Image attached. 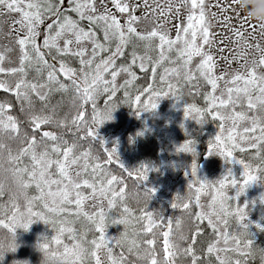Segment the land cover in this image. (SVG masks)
I'll return each instance as SVG.
<instances>
[{
    "label": "snow or ice",
    "instance_id": "1",
    "mask_svg": "<svg viewBox=\"0 0 264 264\" xmlns=\"http://www.w3.org/2000/svg\"><path fill=\"white\" fill-rule=\"evenodd\" d=\"M111 4L114 9L118 10L119 16L113 14L106 0H100L102 11L97 8L93 0H68L71 11L75 12L81 20L88 21V27L85 29L80 26L79 20L61 11L63 0L61 3H55L54 0H0V9L19 14V19L13 23L20 25L16 29L19 66L7 68L0 66V74H4L0 76V89L15 95L20 105V113L24 115L32 129L30 133L23 130L21 128L23 122L9 114V110L13 108L12 103L0 100V197L5 195V179L7 178L5 174H10L12 183L16 187L15 193L8 191L10 207L4 208L6 219L0 218V227L13 233L17 226L27 229L34 218L47 222L55 231L50 242H47V237L44 238L45 242H39V247L44 250L47 264H90V260H94L95 264H101L97 255L100 248L106 250L110 264H126V257L123 253L119 256L112 254V249L108 247L109 239L113 240L117 246L126 244L133 256L139 260H147L148 264H175L174 257L179 253L177 245L171 238V218L164 226L166 230L162 233L163 260H158L155 250L149 247L154 245V238L144 240L142 242L145 245L144 250H140L141 241L136 237L141 233L154 236L153 229L160 227L161 220L155 219L153 212L145 211L143 208L140 209L138 217L134 214L135 210L126 203L125 181L122 177L112 174L106 167L114 158L115 145L111 149L105 147L103 138L98 137L94 130V127H98L104 120L112 118L111 112L115 105L111 104V100L116 94L114 82L120 71L128 73L129 76V79L120 85L121 88H125L136 77V74L131 71L133 65L138 64L141 69H145L150 64L153 76H155L157 67H162L167 62L174 66L162 67L159 76L161 84L166 83L171 76L179 79L181 73H183V79L190 83L197 78L196 73H198V78L210 85L211 91L204 94V99L208 102L207 108L185 103L183 105L184 115L197 121L209 115L214 119H219L221 131L216 133L214 141L212 139L208 141L207 154L216 152L225 160L235 159L242 168L239 179L233 175L231 169H228L216 182L199 180V187L195 188L196 207L200 208V193L210 185L213 194L209 201V209L207 212L202 209L197 210L194 215H191L188 232L180 234L182 240H189L190 235L191 242L179 252L190 256L191 264H199L194 245L198 234L203 233V226L196 222L206 220L207 226L215 233L216 240L208 244L205 255L215 253L218 264H242L240 259L233 262L230 253L239 256L251 254L250 246L253 242L251 239H246L248 232L245 223L248 202L233 205L231 201L236 200L248 184L258 180L264 183V70H261L264 69V47L260 43L248 44L247 40H244L247 47L255 48L258 59L254 57L251 63L246 65L245 72L236 70L228 79H225L224 89L221 90L220 95H216L218 81L224 79L227 74L221 72L217 75L214 72L215 58L210 52L205 51V45L211 44L212 34L204 0H175V2L168 0L167 6H158L160 7L158 15L162 19L150 30H138L135 26L141 20V17L135 14L140 5L130 3L129 0H111ZM236 4V0H232L228 7H231L238 20L248 24V16H241L240 9L242 8L238 9ZM150 11L154 15L157 14L155 8ZM182 11L183 19H181ZM45 14H50L55 19L44 29L41 43L37 40V37L41 35L38 29L44 22ZM121 18L123 23H121ZM225 19L228 18L225 17ZM172 20L179 21L174 25L175 36H171L164 30ZM94 27H98L103 32L105 43H100L96 39ZM258 27L264 30V24L259 23ZM255 30L256 28L253 27V32ZM234 35L241 38V30L235 29ZM73 39L75 42L90 39L92 41L91 56L84 58L85 49L83 47L73 50ZM113 39L116 41V46L110 49L108 42ZM140 44L144 49L143 53L137 51ZM129 45L131 46V51L128 53L130 63L115 67L116 57L123 56L125 47ZM153 49L157 50L155 58L150 55ZM101 51L110 52V55L96 62L94 57H97ZM173 53H175L174 56ZM69 54L73 57H80L79 76H77V69L69 66L65 60ZM246 55L247 53H238L232 56V60H239L241 56ZM193 57L201 58L195 68L190 67ZM4 59V53L0 52V63ZM242 67L245 66L242 65ZM29 69L34 70L35 73L31 79L28 78ZM109 72L111 79L106 80L105 74ZM59 74H62L68 82L61 80ZM7 76L14 77V81L6 79ZM40 89H45V91L41 93ZM69 91L72 92L70 104L77 109L71 119H67V114L64 117L57 116L58 106L49 107L47 103L51 92L68 93ZM169 91L173 98L179 99L176 85L169 83L167 91L163 89L153 91L150 83L142 93H138L131 99V105L141 110L154 109L157 105V98L167 95ZM101 93L105 97L103 110L95 103L96 97ZM225 94L226 98H224ZM33 96L41 102L39 108L36 107ZM124 96L130 98L129 91L125 90ZM142 96H148V99H144L143 104L140 105ZM89 103L92 104L90 122L85 107ZM244 104L252 110L251 116L244 111L233 110L235 105ZM257 110H259L258 114ZM139 112L140 110H137V114ZM226 119L231 122V126L227 137H224L222 135L223 122ZM243 119L249 120L251 127L245 128L239 134V141L244 142L248 149L257 150L254 156L259 163L255 165L250 161L237 159L233 154L236 150L245 151L241 143L237 142L235 130V125ZM48 125L59 129L67 128L72 134V141L69 142L65 138L63 131L46 130ZM41 129L45 130L41 131ZM88 138L99 141L107 154L106 159L102 160L93 155L91 146L77 151L80 148L79 142ZM12 140L20 145L15 152L6 143ZM176 150L193 154L194 159L190 167L192 176L196 177L198 165L195 161L194 141L186 139L176 146ZM25 157L29 161L27 164L24 163ZM5 159L11 165L10 167H4ZM81 162L82 166L76 173L79 177L77 180L71 175V167ZM117 163H119L118 157ZM119 167L129 177L136 174L137 181H144L147 177V165L142 164L138 169L129 170L119 163ZM195 183L196 181L190 180L189 188L191 189ZM53 185L56 187L53 188ZM226 185H231L234 189L232 196H228L223 190ZM31 187L35 188V195H29L28 190ZM82 189H90V192L82 191ZM154 191V188L144 186L141 193L138 185L135 193L150 198ZM92 197L97 198V205L95 211L88 212L83 205L87 199ZM18 198L23 199V205L18 202ZM260 200L264 202V193H261ZM104 201L107 203L106 208L102 206ZM191 203L192 198L186 197L184 203L180 205L173 203L172 207L191 212ZM117 208L120 211L119 216L109 215L110 210ZM73 216L77 220L83 217L91 225L92 230L99 235L85 242V234L89 229L82 228L78 235L77 230L72 226L75 220L69 219ZM232 217L240 225L238 232L230 233L229 231V219ZM109 223L123 225L124 231L118 237H107L105 232L106 225ZM135 223H141L143 227L134 230L130 236L129 226ZM182 223V218L176 217L177 229H180ZM221 227L224 229L223 233L220 231ZM257 227L261 226L257 225ZM64 234L68 235L71 244L64 242L62 239ZM221 236L226 244L229 240L233 241L230 247L218 248L216 246ZM61 247L62 251L59 250ZM259 251L264 254V249ZM133 264L136 262L133 261Z\"/></svg>",
    "mask_w": 264,
    "mask_h": 264
},
{
    "label": "trees",
    "instance_id": "2",
    "mask_svg": "<svg viewBox=\"0 0 264 264\" xmlns=\"http://www.w3.org/2000/svg\"><path fill=\"white\" fill-rule=\"evenodd\" d=\"M97 0H93L96 3ZM55 3H60L61 0H54ZM68 2V1H67ZM209 7L213 6L215 1L209 0ZM98 8V6H97ZM99 9V8H98ZM61 11L71 16L73 19L80 21V26L83 28L88 27V21L86 19L81 20L78 15L71 11L68 3L66 6L61 8ZM246 16V14H244ZM242 15V16H244ZM55 19L54 16L50 14H45L44 16V24L52 23ZM238 20V19H237ZM243 23L242 20H239ZM244 24V23H243ZM170 29V28H169ZM173 35L175 34V30L171 28ZM93 31L96 32V39L100 43H105L103 32L98 28L94 27ZM172 36V33H170ZM43 41V40H42ZM41 41V43H42ZM40 42V41H39ZM158 42V41H156ZM116 45L115 40H111L108 42V47L110 49H114ZM131 51V46L125 47V54L123 56L116 57L115 67H120L121 64H129L130 56L128 53ZM137 51L143 53L144 49L142 44L139 45ZM157 54V50L153 49L150 55L155 58ZM110 55V52L101 51L97 57L94 59L99 61L104 56ZM175 53H173V56ZM199 58V57H196ZM80 57H73L71 54L65 57V60L69 63V66L77 69L79 72ZM201 59V58H199ZM194 57L191 61L190 67L195 68L196 64L193 63ZM55 63V61H53ZM174 66L169 63H165L162 67ZM162 67L158 66L155 76H153L151 66L145 69H141L139 65H133L131 71L136 74L135 79L132 81L130 85H127L125 88H121L120 85L129 79L128 73L124 71H120V74H123L124 77L119 85L116 86V94L111 100V104H114L115 107L111 112V119L104 120L98 127H94V130L97 132L98 137L103 138L105 147L111 149L113 145H115L116 153L114 154L113 160L106 165L108 170L117 176L123 178L127 186V198L126 203L135 210V215L138 217L140 213V209L143 208L145 211L153 212L155 219L161 220V225L158 228L153 229L154 236L152 234H139L136 238L141 241L140 250L143 251L145 245L142 243L146 239H155V243L153 246H149L153 248L156 252V258L158 260H163V231L165 229V225H167L169 218L172 220V240L177 245V252L179 253L176 257H174L175 264H191V257L186 256L183 253H180L179 250L187 247L188 243L191 242V238L189 235V240L180 239L181 232H188L189 226L191 224V215H194L195 211L199 210L195 204V188L199 187V180L205 178L204 174V160L208 153L207 144L210 139L214 141L215 135L217 132L221 131L219 119H214L210 115L203 118L201 121H197L192 119L191 117L185 118L177 127H174L170 130H164L162 128L153 127L148 122V118L151 117L155 112L154 109H137L131 105V99L135 97L138 93H142L143 89L148 87L151 83L153 86V91L157 90H168V84L171 83L176 85V91L179 95V100L185 104H195L200 108H207V101L204 99V94L208 91H211L210 85L206 83L203 79L198 78V73H196V77L190 83L183 79V73H181V77L177 79L175 76H171L168 81L164 84H161L159 76L162 71ZM217 75H219L216 71H214ZM0 76H4V74H0ZM35 76L34 70H28V78L31 79ZM6 79L10 81H14V77L7 76ZM59 78L64 82H68L63 75L59 74ZM105 79H111L110 72L105 74ZM219 86L216 92L219 90ZM198 89V90H197ZM127 90L130 93V98H126L124 96V91ZM41 93L45 91V89H40ZM216 94V93H215ZM111 95V94H109ZM72 96V92L61 93V92H51L48 97V105L49 107L53 105H57V116L64 117L67 114V119H71V116L77 111L76 108L72 107L70 104V98ZM226 98V94L225 97ZM148 99V96H142L140 105L143 104V100ZM0 100H7L12 103L13 108L9 110V114L16 116L23 123L21 124V128L29 133L32 131L31 127L28 125L27 121L23 114L20 113V105L16 101L15 95L9 92H5L3 89H0ZM33 101L37 108L41 106V102L38 98L33 96ZM95 103L98 108L103 110L105 108V97L103 93L96 97ZM86 114L87 118L90 122L91 114H92V104L89 103L86 106ZM137 110L140 112L137 114ZM234 111H244L248 116H251L252 110L247 108V105H235ZM259 110H257L258 114ZM243 122H246L248 127H251V123L249 120L243 119ZM228 120L226 119L223 124V133L227 132ZM245 129V128H244ZM241 132H243V130ZM45 130V129H41ZM46 130H55L57 132L63 131L65 134V138L72 141V134L68 132L67 128L59 129L54 128L52 125L46 126ZM110 132L114 135L105 138L100 134ZM240 132V133H241ZM239 133V134H240ZM238 134V139H239ZM186 139H191L194 141L195 148V161L198 165L197 167V176L193 177L191 174V163L194 159L193 154L191 152L185 151H177L176 146L182 143ZM239 141V140H238ZM8 145L11 146L13 151H17L20 147L19 143L15 140L6 141ZM80 148L77 151L82 150L83 148H87L91 146V151L93 155L100 157L102 160L106 159L107 154L104 152V149L100 146L99 141L93 138H88L87 140L80 141ZM245 148L244 152H240L239 150L234 151V156L237 159H244L246 161H250L255 165L259 163V160L256 159L254 153L257 151L256 149H248L247 145L242 146ZM134 152V159L131 157V152ZM5 150V157H6ZM117 157L119 159V163H122L129 170L138 169L140 165H147L148 172L146 179L137 181L136 174L132 177H129L126 172L123 171L119 167V163H117ZM24 163H29L28 158H24ZM82 165V162L80 163ZM225 168L231 169L234 176L239 179V175L241 172V165L235 160H225ZM9 163L4 160V167H10ZM169 170V172L167 171ZM55 170L53 169V172ZM167 172V173H166ZM186 172L188 173L186 175ZM7 177L5 179V195L0 197V218H5L4 208L10 207L8 205L9 196L8 191L16 192V187L12 183V179L10 174H5ZM55 178V177H54ZM171 178L172 181H175L177 185H175L172 190L167 192H161L156 188V183L160 180H166ZM194 180L196 183L193 187L189 188V181ZM258 183L262 189V193H264V183H261L258 180ZM143 190L144 186H148L149 188H154L155 191L152 193L151 197H145L143 194L137 195L135 190L137 186ZM205 190V189H204ZM203 190V191H204ZM29 195H35L36 190L34 187H31L29 190ZM82 191L86 192V189ZM186 197L192 198V203L190 204L191 212L183 211L181 208H173L172 204L176 203L180 205L185 202ZM258 201L259 199H255ZM18 202L23 205V199L18 198ZM260 210L262 212L259 220L254 222L253 224L247 220V232L248 236L246 239L252 240V245L250 246L251 254L239 256L236 254L230 253L233 257V262L236 259H240L242 264H261V258L258 255L260 249H264V202L260 203ZM113 217L120 214L119 209L110 210ZM176 217L182 218V225L180 229H177L175 220ZM75 223L72 225L76 230L77 234L82 227V222H84V218L81 217L78 220L75 218ZM40 220L33 219V222L28 225L27 229L22 227H17L15 229L14 234V242L17 247L15 251L5 252L3 260H0V264H9V262L13 258H24L27 257L31 260V264H39L42 259V253L38 249L37 245L39 242H45L44 238L47 237V242H50L51 236L55 234L54 230H48L43 233L42 236H38L32 234L33 230L37 228ZM203 226V233L198 234L197 240L195 241L194 249L195 253L198 257L199 264H218L216 260V254L205 255V250L207 249L208 244L216 240L215 233H213L212 229L207 226V221L198 220L196 222ZM260 225L261 227H257ZM143 227L141 223H135L129 226V235L131 236L133 231ZM89 230L85 234V242L91 241L94 236H98L99 234L92 230L91 225L86 222V227ZM240 225H237L235 221L229 222V231L238 232ZM106 230L109 232V235L112 237L119 236V230L116 227V223H109L106 225ZM8 231L3 227H0V234L7 233ZM62 239L66 244H71V240L68 238L67 234L62 236ZM89 247H91L89 245ZM108 247L112 249V254L114 256H119L120 253H123L126 257V264H133V261L136 264H148L147 260H139L135 256H133L127 248V245L117 246L114 241L108 244ZM55 250V249H53ZM62 251V247L59 249ZM90 264H95L94 260H90Z\"/></svg>",
    "mask_w": 264,
    "mask_h": 264
},
{
    "label": "rangeland",
    "instance_id": "3",
    "mask_svg": "<svg viewBox=\"0 0 264 264\" xmlns=\"http://www.w3.org/2000/svg\"><path fill=\"white\" fill-rule=\"evenodd\" d=\"M67 1L68 0H63V6L67 5L68 3ZM213 1H215L214 5L209 7L210 4L209 0H204L206 15L210 25V33L212 34L211 44L205 45V51L210 52L215 58L214 71H216L218 74H220L221 72L227 74L224 79L218 81V86L220 88L216 92V95H220L221 90H223L225 87V79H228L236 70L245 72L246 65L250 64L254 57L258 59V53L255 51V48L247 47L244 44V40H247L248 44L255 45L256 43H260L261 46L264 47V34H262L264 30L259 29L258 27L259 23L254 19H248V24H243L244 22L241 23L239 20H237L236 14L231 10V7H228L229 5H231L232 0H213ZM129 2L140 5V7L135 12L137 16L141 17L140 22L137 25H135L138 28V30H150L154 24L158 25L160 23V20L162 19V17L158 15L160 11V7L158 6L164 7L167 6L168 4V0H129ZM173 2H175V0H173ZM106 3L108 7L113 11V14H116L118 16L120 15L118 10L114 9V7L112 6L111 0H106ZM95 4L98 6L99 10L102 11V8L100 6V0H97ZM236 7L240 9L239 4H236ZM152 8L156 9V13H157L156 15H154L150 11V9ZM145 13L146 15H144ZM240 14L241 16L246 14V10L240 9ZM225 17H227L228 19H225ZM18 19H19V14L0 9V52H3L5 55V59L2 63H0V66H3L5 68L19 66V60H18L19 49H18V45L16 44V37L18 33L16 29L19 28L20 25L13 23L15 20ZM181 19H183V11L181 12ZM178 22L179 21L172 20L171 24L168 27H165L164 30L169 32V34L172 33V36H175L176 33L173 35L171 28L175 30L174 25L175 23ZM121 23H123L122 18H121ZM248 25H252L253 27H255L256 28L255 32H253V27H249ZM46 27L47 24L42 23L40 25L38 30L40 31L41 35L37 37L38 42L39 41L41 42L43 40V32ZM235 29L241 30L242 32L241 38H237L234 35ZM60 43L62 44V40L60 41ZM79 47H83L85 49V56H84L85 59L91 56L92 41L90 39H86L80 42H75L73 39V44H72L73 50ZM238 53H247V55L241 56L239 60H232V56ZM95 61L98 62L97 60ZM193 63L194 64L199 63V58L194 57ZM242 65H244L245 67H242ZM58 67L59 66L57 64V70ZM93 67H95V64H93ZM79 74L80 73L77 72V76H79ZM123 77H124L123 74L120 73L117 74V77L115 78V82H114L115 86L120 84ZM183 105L184 104L179 99L173 98L172 93L169 91L167 95L157 98V105L155 107V112L153 115H150L151 117L148 118V122L153 127L162 128L166 131L173 129L174 127H177L185 118H188L184 115ZM230 126H231V122L228 121L226 125L227 132L222 134L224 137H227ZM247 127H248L247 123L243 122L242 120H240L235 125L236 139L237 142H240L242 146H245L246 144L244 142L238 141L239 140L238 134L241 132L242 129ZM100 135L107 138L114 134L110 132H106ZM130 154L131 157L134 159L135 158L134 152L132 151ZM224 164H225V159L219 156L216 152L207 154L203 164L204 174H205L204 179L211 182L218 181L223 176L224 172L227 170ZM81 166L82 165L78 163L71 167V175L73 176L74 179L77 180L79 179L76 173L77 171H79ZM167 171L169 172V170ZM175 185H177V183L175 181H172L171 178H169L166 180L163 179L158 181L156 183V188L161 192L164 191L169 193ZM52 187L55 188L56 186L53 185ZM223 190L226 192L228 196H232L234 194V189L231 187V185H226ZM86 192H90V189H86ZM261 193H262V189L258 181H255L248 184L244 192L241 193L236 198V200L231 201L233 205L243 204L245 201L248 202L246 206L247 216L245 217V223L247 220H249L253 224L261 217L260 215L262 214L260 210ZM212 194H213L212 188L210 185L207 186L205 190L200 193L199 210L202 209L205 212L208 211L209 201L212 198ZM255 199H259V200L256 201ZM96 205H97V198L92 197L91 199H87L84 202L83 207L86 211L92 212L95 211ZM102 206L105 208L107 207L106 201H104ZM117 216L119 215H116V217ZM212 218L215 220L214 216ZM69 219L73 220L75 219V217L74 216L69 217ZM231 220L235 221L234 217L230 218L229 222ZM85 227H86V221L82 222L81 229ZM116 227L118 229H121L119 230L118 233L120 235V233L124 231V226L119 223H116ZM48 230H53V228L50 227L48 223H44L43 221L40 220L37 228L33 230L34 232H32V234L42 236L43 233ZM220 231L221 233H223L224 229L221 227ZM105 234L109 238H114L111 235H109V232L107 230ZM111 242H113V240L109 239L108 244ZM232 243L233 241L229 240L226 244V242L223 239V236H221V238L217 241L216 246L218 248L230 247ZM97 255L101 261V264H110L107 258L108 254L104 248H100L97 251Z\"/></svg>",
    "mask_w": 264,
    "mask_h": 264
},
{
    "label": "clouds",
    "instance_id": "4",
    "mask_svg": "<svg viewBox=\"0 0 264 264\" xmlns=\"http://www.w3.org/2000/svg\"><path fill=\"white\" fill-rule=\"evenodd\" d=\"M236 3L239 4L242 9L246 10V14L249 19H254L258 23L264 24V0H236ZM36 219L41 220L39 218ZM43 222L47 223L45 221ZM14 234L15 230L13 233L7 232L4 234H0V260H3L5 252L15 251L17 245L14 242ZM37 247L42 253V259L40 260L39 264H47V261L45 260L44 250L39 247V243ZM258 255L261 258V264H264V254L259 251ZM9 264H31V260L27 257L13 258L9 262Z\"/></svg>",
    "mask_w": 264,
    "mask_h": 264
}]
</instances>
